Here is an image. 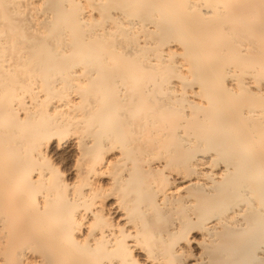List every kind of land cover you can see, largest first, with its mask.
<instances>
[{
  "label": "bare ground",
  "instance_id": "6f19581e",
  "mask_svg": "<svg viewBox=\"0 0 264 264\" xmlns=\"http://www.w3.org/2000/svg\"><path fill=\"white\" fill-rule=\"evenodd\" d=\"M0 264H264V0H0Z\"/></svg>",
  "mask_w": 264,
  "mask_h": 264
}]
</instances>
